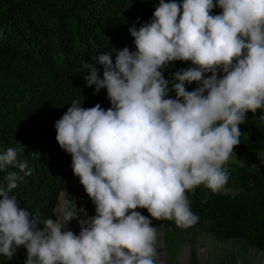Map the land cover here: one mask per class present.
I'll use <instances>...</instances> for the list:
<instances>
[{
	"label": "clouds",
	"instance_id": "9594fccd",
	"mask_svg": "<svg viewBox=\"0 0 264 264\" xmlns=\"http://www.w3.org/2000/svg\"><path fill=\"white\" fill-rule=\"evenodd\" d=\"M217 6L222 13L212 15ZM130 34L135 51L125 47L115 62L98 57L102 78L94 64L83 65L87 85L106 88L112 107L73 100L55 122L96 215L79 220L78 235L64 230L83 209L61 199L55 219L40 220L10 195L23 177L9 171L0 185V255L12 260L23 246L24 264H160L157 227L137 209L187 229L199 220L187 193L227 185L239 126L264 109V0H159L151 21ZM176 60L193 67L175 72L169 88L161 69ZM22 151L0 153V170L31 175Z\"/></svg>",
	"mask_w": 264,
	"mask_h": 264
},
{
	"label": "trees",
	"instance_id": "16d2710c",
	"mask_svg": "<svg viewBox=\"0 0 264 264\" xmlns=\"http://www.w3.org/2000/svg\"><path fill=\"white\" fill-rule=\"evenodd\" d=\"M158 4L159 0H0V153L23 148L18 158L32 169L29 176L14 166L0 170V185L6 187L9 171L22 176L10 195L40 220L55 219L61 191L72 199L78 196L72 184V156L56 140L55 122L73 100L84 108L97 103L110 108L102 90L96 93L95 85H87L84 77L90 69L83 65L94 64L102 78L98 57L107 53L115 62L125 47L135 51L130 29L150 22ZM222 11L217 6L211 14ZM190 67V60H176L161 69L169 88L173 74ZM197 86L186 83V90ZM175 97L170 91L168 98ZM239 127L241 142L234 153L253 157L264 149V109L249 111ZM238 155L232 154L225 165L229 179L221 192L200 185L187 196L199 217L197 224L207 233L222 241L243 239L264 253V167ZM86 207L91 217L96 215L93 201ZM165 238L168 250L175 253L170 230ZM26 256L21 246L12 260L0 255V264H24Z\"/></svg>",
	"mask_w": 264,
	"mask_h": 264
},
{
	"label": "rangeland",
	"instance_id": "374dc122",
	"mask_svg": "<svg viewBox=\"0 0 264 264\" xmlns=\"http://www.w3.org/2000/svg\"><path fill=\"white\" fill-rule=\"evenodd\" d=\"M101 90L104 102L109 107H112L107 95V89L102 88ZM233 154L238 155L237 153ZM238 157L264 167V149L253 157H245L242 154L238 155ZM72 184L78 196L72 199L64 191H61L56 208L58 202L63 199L73 206L76 205L78 210L83 209L79 213V218H74L64 229L76 230L77 232L75 231V233L78 235L81 231L79 220L87 219L90 216L86 203L92 200L86 193L78 176H73ZM137 211L148 216L152 220V226L157 227L159 233L157 251L160 264H264V253L262 250L243 239L222 241L207 233L197 223L192 227L183 229L177 227L173 220L151 218L145 208H138ZM86 215L89 216L85 217ZM166 230H170L174 235L175 253L167 248Z\"/></svg>",
	"mask_w": 264,
	"mask_h": 264
},
{
	"label": "bare ground",
	"instance_id": "6f19581e",
	"mask_svg": "<svg viewBox=\"0 0 264 264\" xmlns=\"http://www.w3.org/2000/svg\"><path fill=\"white\" fill-rule=\"evenodd\" d=\"M86 210H87V209H86ZM87 211H88V210H87ZM88 216H89V215H86L85 217H88ZM89 217H90V216H89ZM89 217H88V218H89ZM71 231H73V230H71ZM75 231H76V230H75ZM75 231H73V232L75 233ZM76 232H77V231H76ZM75 234H76V233H75Z\"/></svg>",
	"mask_w": 264,
	"mask_h": 264
},
{
	"label": "water",
	"instance_id": "95a60500",
	"mask_svg": "<svg viewBox=\"0 0 264 264\" xmlns=\"http://www.w3.org/2000/svg\"><path fill=\"white\" fill-rule=\"evenodd\" d=\"M54 208H56V206L54 207ZM90 215V214H89ZM91 217V216H90Z\"/></svg>",
	"mask_w": 264,
	"mask_h": 264
}]
</instances>
